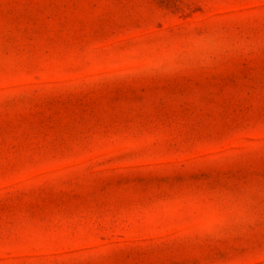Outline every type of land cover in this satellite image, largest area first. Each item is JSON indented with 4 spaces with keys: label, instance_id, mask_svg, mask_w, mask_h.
<instances>
[{
    "label": "rangeland",
    "instance_id": "374dc122",
    "mask_svg": "<svg viewBox=\"0 0 264 264\" xmlns=\"http://www.w3.org/2000/svg\"><path fill=\"white\" fill-rule=\"evenodd\" d=\"M0 264H264V0H0Z\"/></svg>",
    "mask_w": 264,
    "mask_h": 264
}]
</instances>
